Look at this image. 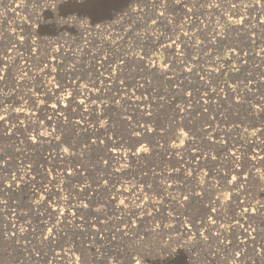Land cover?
I'll return each mask as SVG.
<instances>
[{
	"label": "rangeland",
	"instance_id": "obj_1",
	"mask_svg": "<svg viewBox=\"0 0 264 264\" xmlns=\"http://www.w3.org/2000/svg\"><path fill=\"white\" fill-rule=\"evenodd\" d=\"M263 258L264 0H0V264Z\"/></svg>",
	"mask_w": 264,
	"mask_h": 264
},
{
	"label": "bare ground",
	"instance_id": "obj_2",
	"mask_svg": "<svg viewBox=\"0 0 264 264\" xmlns=\"http://www.w3.org/2000/svg\"><path fill=\"white\" fill-rule=\"evenodd\" d=\"M46 6L48 5V4H45ZM221 33V32H220ZM217 34H215V33H213V34H211V36H216ZM218 36V35H217ZM213 39V38H212ZM212 39H210V40H212ZM16 42V41H15ZM18 43H19V41H18ZM63 49V48H62ZM64 51L66 52V53H70V51L69 50H67V49H64ZM244 56V55H243ZM22 58H25V56H22ZM150 64V66L149 67H151L152 65H154L155 67H158V64H156V63H154L153 64V62H150L149 63ZM100 64L99 63H96V66H97V68H98V66H99ZM209 72V71H208ZM113 77V76H112ZM105 78H110V76H105ZM103 79V78H102ZM144 79V78H143ZM142 79V80H143ZM104 80H107V79H104ZM110 80V79H109ZM220 83H222V84H224L223 82H220ZM225 85V84H224ZM220 86V85H219ZM209 90H210V88H209ZM227 90V89H226ZM221 93V92H220ZM221 96H223V95H221ZM213 97V96H212ZM54 99H53V106H51V111H52V113L53 114H55L56 116H57V118L59 119V121L60 122H63L64 120H63V118H62V116H63V111L64 110H66L67 108H68V104L71 102V100L73 99V98H69V97H53ZM211 98V97H210ZM87 100V99H86ZM205 100V99H204ZM220 100V99H219ZM92 104V103H91ZM78 105V107H79V109H81V110H83V111H85V109L84 108H86V107H89L90 109L89 110H95L96 111V113H98L97 111H99L95 106L92 108V105H82V104H77ZM253 111V110H252ZM28 115V114H27ZM26 115V116H27ZM31 115V114H30ZM29 116V115H28ZM25 117V116H24ZM30 117V116H29ZM31 118V117H30ZM57 119V120H58ZM73 119V118H72ZM56 120V119H55ZM71 121V120H70ZM48 123V122H47ZM49 123H51V121L49 122ZM74 124L73 125H75V126H80V127H85L86 129H87V126H86V124L87 123H81L80 122V120H79V122L78 121H75L74 120V122H73ZM81 123V124H80ZM63 124V123H62ZM96 124V123H95ZM94 124V125H95ZM16 126V125H15ZM19 127H22V125L21 124H19L18 125ZM40 126V125H39ZM95 126H97V124L95 125ZM94 126V127H95ZM100 126V125H99ZM210 126V125H209ZM90 127V126H89ZM93 127V128H94ZM76 128V127H75ZM84 128V129H85ZM93 128H90L91 130L93 129ZM21 129V128H20ZM75 130V129H74ZM219 130V129H218ZM228 130V129H227ZM232 130V129H231ZM20 132V131H19ZM23 133V132H22ZM28 133V132H27ZM43 134V133H42ZM52 134H53V132H52ZM29 135L30 134H26V137H25V140L27 141V143H30V144H32V143H34V142H36V140H38V139H36V138H40V135H39V133H34V134H31V138H29ZM51 135V134H50ZM43 137V136H42ZM55 137V136H54ZM256 138V137H255ZM49 139V138H48ZM33 148V147H32ZM28 152V151H27ZM111 152H113V153H117V152H115V151H111ZM66 152H64V151H58V152H55V154L57 155V156H59V157H63V156H65L66 154H65ZM131 153H129V155H130ZM111 155V154H110ZM208 155V154H207ZM227 155V154H226ZM237 155V154H236ZM255 155V154H254ZM125 156H126V154H125ZM128 156V155H127ZM58 157V158H59ZM67 157V156H66ZM232 158L234 157V156H231ZM258 157V156H257ZM112 158V157H111ZM251 158H256V157H251ZM115 159V158H114ZM253 159V160H254ZM64 160V159H63ZM256 160V159H255ZM24 162V161H23ZM23 162H19L20 164L21 163H23ZM18 163V162H17ZM252 163H253V161H252ZM19 165V164H18ZM181 166V165H180ZM24 166L23 165H21V166H15V169L13 170L14 171V175H16L15 177H17V178H19L20 176H22L23 175V173H21V172H23V170H22V168H23ZM236 167V166H235ZM20 168V169H19ZM234 168V167H233ZM212 171V170H211ZM12 172V171H11ZM70 172V171H69ZM57 173V172H56ZM68 173V172H67ZM58 174H59V172H58ZM61 174V173H60ZM242 176V175H241ZM61 177H63L62 175L61 176H54L53 178L51 177L50 179L51 180H56V179H58V180H60V178ZM65 177V176H64ZM67 177V176H66ZM195 177V176H194ZM195 179V178H194ZM243 179V178H242ZM12 180V179H11ZM62 180V179H61ZM241 180V179H240ZM24 181V180H23ZM59 182V181H58ZM242 182V181H241ZM12 186L14 185L15 186V183H13L12 182V184H11ZM59 185V184H58ZM57 185V186H58ZM56 186V187H57ZM74 186V185H73ZM59 188V187H58ZM58 188H56V189H54L53 191H55V192H57L58 190ZM212 188V187H211ZM61 189V188H60ZM32 191L33 192H35L33 189H32ZM132 192H134L133 194L134 195H140V194H137L136 193V191L135 190H131ZM44 192L45 193H47V191L46 190H44ZM61 194V193H60ZM58 195V194H57ZM58 197V196H57ZM72 197V196H71ZM131 197H134V196H131ZM56 198V197H55ZM52 201H53V206L52 207H50V211H51V213L52 214H56V215H58V214H62L63 213V215L61 216V218L63 217V220L62 221H65L66 223H67V217H71V213L67 210V206L70 204L69 202H70V198L68 197V199H65V198H63V197H58V198H56V199H52ZM73 202V201H72ZM184 202V201H183ZM246 204V203H245ZM56 205V206H55ZM247 205V204H246ZM72 206H75V204H72L70 207H72ZM237 206V205H236ZM244 206V205H243ZM69 207V208H70ZM8 211V210H7ZM10 211V210H9ZM213 211L212 210H210V213H209V215H213L214 213H212ZM208 215V216H209ZM77 216V215H76ZM73 219V218H72ZM205 219V218H204ZM210 219V218H209ZM209 219H208V222L205 224L206 226L207 225H209V224H211V222H209ZM10 220V223H14L15 221H14V219H11V218H9L8 219V221ZM59 220V219H58ZM210 220H212V218L210 219ZM61 221V220H60ZM9 223V222H8ZM9 223V224H10ZM69 223V222H68ZM243 223H245V222H243ZM17 224V223H16ZM76 224V223H75ZM204 224V223H203ZM20 226V225H19ZM57 226V225H56ZM79 226V225H78ZM181 226V225H180ZM210 226H212V225H210ZM213 226H215V225H213ZM234 226L235 227H237L238 228V230H239V232H241L242 233V235L241 236H249V234H250V232L252 233V230L250 229V227L251 226H248V225H246V223L244 224V225H242V226H239V225H235L234 224ZM24 227V226H23ZM13 230H17V227L14 225V226H12L11 227ZM58 228V227H57ZM56 228V229H57ZM77 228V227H76ZM62 229V228H61ZM18 230H20V229H18ZM58 231V230H57ZM97 231V230H96ZM23 232V231H22ZM105 233V232H104ZM214 233V232H213ZM221 233V232H220ZM220 233H218V234H220ZM217 235V234H216ZM251 235V234H250ZM102 236V235H101ZM100 236V237H101ZM219 236V235H218ZM240 236V237H241ZM53 237H55V236H53ZM53 237L51 236V239L50 240H52L53 239ZM219 237H221V236H219ZM223 237V236H222ZM250 237V236H249ZM238 238V237H237ZM243 238V237H242ZM245 238H247V237H245ZM237 242H235V243H237V245H238V247L240 248V247H242V246H244V245H248V247L250 246L249 244H250V242L252 241V239H250V238H247V239H240V240H236ZM255 242V241H254ZM249 243V244H248ZM187 245V244H186ZM179 247V246H178ZM181 247V246H180ZM252 249V248H251ZM240 250V249H239ZM262 252V251H261ZM187 253V252H186ZM189 254V253H188ZM257 254V253H256ZM236 255V254H235ZM253 255V254H252ZM235 258H237V257H235ZM264 259V258H263ZM132 261V263L131 264H138V261H136L135 259H132L131 260ZM263 262H264V260H263Z\"/></svg>",
	"mask_w": 264,
	"mask_h": 264
}]
</instances>
